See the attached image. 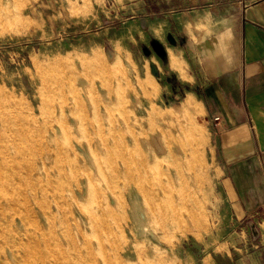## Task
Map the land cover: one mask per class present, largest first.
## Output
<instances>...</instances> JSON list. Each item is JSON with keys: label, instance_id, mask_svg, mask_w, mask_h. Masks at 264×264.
<instances>
[{"label": "rangeland", "instance_id": "obj_1", "mask_svg": "<svg viewBox=\"0 0 264 264\" xmlns=\"http://www.w3.org/2000/svg\"><path fill=\"white\" fill-rule=\"evenodd\" d=\"M179 3L0 0V264H264L201 110L151 73Z\"/></svg>", "mask_w": 264, "mask_h": 264}, {"label": "crops", "instance_id": "obj_2", "mask_svg": "<svg viewBox=\"0 0 264 264\" xmlns=\"http://www.w3.org/2000/svg\"><path fill=\"white\" fill-rule=\"evenodd\" d=\"M179 2L175 20L154 24L165 52L151 73L181 88L176 106L195 102L233 203L264 221V0Z\"/></svg>", "mask_w": 264, "mask_h": 264}, {"label": "bare ground", "instance_id": "obj_3", "mask_svg": "<svg viewBox=\"0 0 264 264\" xmlns=\"http://www.w3.org/2000/svg\"><path fill=\"white\" fill-rule=\"evenodd\" d=\"M95 113V112H94ZM94 117H95V115H94ZM96 118V117H95ZM87 180V179H86ZM82 193V192H81ZM47 207V206H46ZM54 207H56L57 209H59L60 208V205H59V203H57V202H55L54 204H52L51 205V208L53 209ZM13 231V230H12ZM78 241V240H77Z\"/></svg>", "mask_w": 264, "mask_h": 264}]
</instances>
